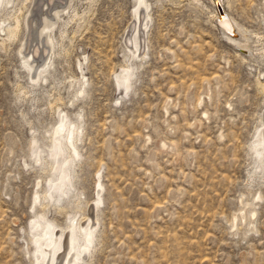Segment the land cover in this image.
<instances>
[{
  "label": "rangeland",
  "instance_id": "374dc122",
  "mask_svg": "<svg viewBox=\"0 0 264 264\" xmlns=\"http://www.w3.org/2000/svg\"><path fill=\"white\" fill-rule=\"evenodd\" d=\"M30 1L0 5V264H35L45 222L67 232L84 215L95 225L80 264H264V167L251 149L264 114V0L225 1L262 50L244 59L212 0H145L138 56L127 44L138 0H39L54 20L42 40L31 21L27 34ZM62 114L79 129L78 154L58 197Z\"/></svg>",
  "mask_w": 264,
  "mask_h": 264
},
{
  "label": "bare ground",
  "instance_id": "6f19581e",
  "mask_svg": "<svg viewBox=\"0 0 264 264\" xmlns=\"http://www.w3.org/2000/svg\"><path fill=\"white\" fill-rule=\"evenodd\" d=\"M11 1L12 0H0V5L3 6L4 3L7 4V3H10ZM225 1L226 0H218L223 11H224L223 7L225 4ZM32 2H33L32 4L33 6L31 5L32 8L29 11V15L25 19L27 34L30 31L28 30V28L30 26L29 23L31 21L37 24V29L33 35L34 38H36L37 40H42L41 39L42 34H44L45 38L50 37L51 33L49 34V30H51L53 26L51 28H49V26L51 25V23H53L54 20H53V17L49 15L46 11L47 10L46 7H48V0H45V4L47 6L45 7L44 10L43 9L39 10V7H38L39 0H33ZM212 3L215 5L214 0H212ZM63 7L61 6L60 8H56L55 6H53V9H63ZM146 7H147V4L145 0H138L135 6V9L133 11V17L136 21V24H134L135 26L131 27L130 32H131V36L132 34L134 35L133 37L134 39L130 40V38L129 39L127 38V44L129 45L128 49H129V52H131L132 56L133 55L138 56L141 53V50H140V43H141L140 42V32L141 31L139 32V30L141 29L140 25L145 27L146 23L148 22L147 21L148 19H146L148 18L147 15L143 17L144 15L142 12L143 9H146ZM37 11H38V14H36ZM60 13L55 12L54 17L59 16ZM212 15L214 17V20H217L219 24L218 27L223 31L225 36L233 44V46L236 48V51L242 54L243 59L244 57L252 58L253 56H256L257 54L262 52L261 49H260L261 52H259L258 49L251 48V46L249 45V39H248L247 34L245 32H241L238 29L235 21L226 12H225L226 16L217 17L218 14L215 8L214 14ZM16 16L13 15L14 19H13L12 24L5 25L6 36L9 39L14 38V36L13 37H10V36L14 35L15 32L18 33V31L16 30L19 28L18 26H19L20 21L18 20L19 18ZM131 25L132 23L130 24V26ZM230 27L233 28L232 31L235 32L234 35H231L225 31V30H230ZM26 43H29V41L27 42V37L20 51L24 50V48L26 47ZM34 46L32 45L31 48L29 49V54L21 55L22 64L27 69V71H29L32 68V60L30 58L34 57V53L36 52V49L38 50V48H35ZM43 46L44 45H42L41 48L39 49L40 53L43 52ZM237 48H244L246 50V53H241L239 49ZM52 55L50 52L46 53V55L43 56L38 66H35L34 69L36 71V74H35L36 76H38L45 69L46 66L49 67L48 63ZM128 73L129 71L124 68V70L122 69L121 75L116 76V79L120 81V84H122L123 86L127 85ZM32 79L35 80V77H31V80ZM256 81L258 83V86H260L261 88L264 86L262 82L258 80ZM66 120H67L66 116L62 114L53 132V136L55 137L53 138V146L55 149L53 152V155L55 157L53 168L55 167L56 169H58L57 170L58 176L56 175L57 178L56 180L53 181L52 185L55 187L54 190L58 194V197H61L62 195H64L66 191L68 190L66 182H67V178L69 175L68 171H69L70 165L72 164V159H73L71 156V153H74L75 155L78 154L76 147H75V143H76L75 134L79 132V129L73 124L74 122L68 123ZM251 144H252L251 149H253V152L255 154V159L260 163L261 167L262 166L264 167V114L260 116V125L256 129V132H255V135H254V138ZM65 149L69 152L66 151L68 154L66 157L63 158V155H65V152H64ZM257 166H259V164ZM37 199H38V196L37 194H35L33 201L35 202L37 201ZM242 217H244L243 214H242ZM33 222H34L33 228L35 229L37 228L39 229L42 226L39 220L38 221L36 220ZM82 222L84 223L83 225H81ZM78 223L79 224L77 226L70 224L67 227L68 228L67 232L66 230H63L60 233H58L55 226L52 223L45 222V224L41 227L42 230L38 232V234L34 237L35 244H36L35 245L36 247L35 258H34L35 264H80V261H82V257H83L82 254L84 255L85 251L88 250V249L86 250V248H88V246L90 245L89 243H91L93 240L95 224L93 221H91L90 217L85 218V215H84V218ZM80 244L82 245L81 247H79Z\"/></svg>",
  "mask_w": 264,
  "mask_h": 264
},
{
  "label": "water",
  "instance_id": "95a60500",
  "mask_svg": "<svg viewBox=\"0 0 264 264\" xmlns=\"http://www.w3.org/2000/svg\"><path fill=\"white\" fill-rule=\"evenodd\" d=\"M214 3H215V7H216V10H217V14H218L217 17L226 16V15H225V12L222 10L221 5H220V3L218 2V0H214ZM215 23H216L217 25H219L218 22H217V20H215ZM232 29H233V28L230 27V30H225V31H226L227 33L231 34V35H234L235 32L232 31ZM237 49H239V51H240L241 53H246V50H245L244 48H237Z\"/></svg>",
  "mask_w": 264,
  "mask_h": 264
}]
</instances>
